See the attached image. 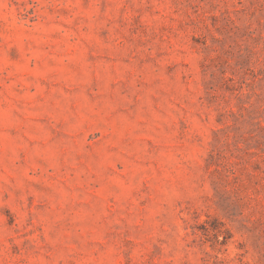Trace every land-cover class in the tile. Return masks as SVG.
Instances as JSON below:
<instances>
[{"label":"rangeland","instance_id":"1","mask_svg":"<svg viewBox=\"0 0 264 264\" xmlns=\"http://www.w3.org/2000/svg\"><path fill=\"white\" fill-rule=\"evenodd\" d=\"M0 264H264V0H0Z\"/></svg>","mask_w":264,"mask_h":264}]
</instances>
